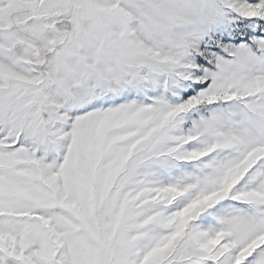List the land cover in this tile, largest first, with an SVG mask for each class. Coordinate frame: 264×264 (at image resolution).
Segmentation results:
<instances>
[{
	"label": "snow or ice",
	"instance_id": "6c2138e0",
	"mask_svg": "<svg viewBox=\"0 0 264 264\" xmlns=\"http://www.w3.org/2000/svg\"><path fill=\"white\" fill-rule=\"evenodd\" d=\"M0 264H264V0H0Z\"/></svg>",
	"mask_w": 264,
	"mask_h": 264
}]
</instances>
